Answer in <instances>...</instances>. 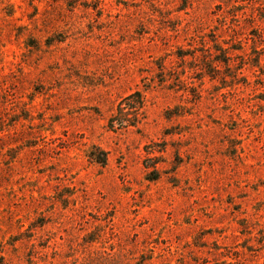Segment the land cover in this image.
<instances>
[{"label": "rangeland", "instance_id": "rangeland-1", "mask_svg": "<svg viewBox=\"0 0 264 264\" xmlns=\"http://www.w3.org/2000/svg\"><path fill=\"white\" fill-rule=\"evenodd\" d=\"M0 264H264V0H0Z\"/></svg>", "mask_w": 264, "mask_h": 264}, {"label": "trees", "instance_id": "trees-1", "mask_svg": "<svg viewBox=\"0 0 264 264\" xmlns=\"http://www.w3.org/2000/svg\"><path fill=\"white\" fill-rule=\"evenodd\" d=\"M143 106H144V101L141 97L140 92L135 91L132 92L131 94L125 96L123 99L118 104L117 107V114L111 115L108 119V127L111 130L116 129L117 127H124V122H127L126 126H135L136 123L133 121H125V112H130V115L133 116V119L137 120L139 117H143ZM102 158L100 159V163H104V157L103 153H101Z\"/></svg>", "mask_w": 264, "mask_h": 264}]
</instances>
